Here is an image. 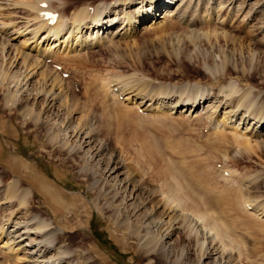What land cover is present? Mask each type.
I'll list each match as a JSON object with an SVG mask.
<instances>
[{
	"label": "rangeland",
	"instance_id": "obj_1",
	"mask_svg": "<svg viewBox=\"0 0 264 264\" xmlns=\"http://www.w3.org/2000/svg\"><path fill=\"white\" fill-rule=\"evenodd\" d=\"M22 1L24 0L19 2L17 0H0V23L26 21L29 14L27 9L22 8L26 7L22 3L20 4ZM113 1L50 0V3L58 10H65L64 14L67 19L81 7L100 8L98 5ZM180 1L181 8H178L177 4H172L170 8L161 6L162 8L158 10L160 16L157 14V16L143 20L144 22L140 21L136 24L137 26L131 27V24H128L123 28L124 32L123 29L120 30L113 39L105 40L104 43L102 41V44L98 42L97 45L85 48L76 47V44L72 48L68 47V50L69 48L70 50L74 49L69 52L68 56L76 57L61 61V69L55 66V57L45 58L41 64L45 66L42 68L38 66L34 69V77L30 84L32 92L30 90L29 95L24 92L22 94L21 91L15 92L16 87L13 84L10 89L8 84L4 83L6 80L0 77V124L1 122L5 124L4 128L0 127V224L6 223L7 230H13V227H16L13 224L20 219L30 218L35 225L39 223L40 219L54 223L50 227L55 229L56 237H61V241L58 238L54 240V242L56 241L55 249L72 250L70 258L73 264H186L187 262V264H198L201 256L199 253L200 242L197 243L196 237L198 236L192 231V228H189L191 224L188 222L189 219L185 218L184 213L189 214V212L179 214L174 233L168 238L159 239L166 241L167 244L163 243L166 246L158 240L159 243L155 250L149 245L144 246V240L150 233H146V230L140 232L141 234L134 233L133 227H130L131 224L129 228H126L127 220L125 219L129 213L125 212L123 205L118 206L122 197L111 203L112 193L108 188L109 184L106 188L104 162L100 165V169L99 166L88 164L86 150L88 151L89 146L82 147L83 151L81 149L76 151V146L80 143V136L76 135V129L80 128L84 134H86L85 131L90 132L89 135L95 139V142L106 146V155L103 154L102 158H107L111 152H116L125 163V174L129 171L134 172L136 179L143 174L139 169L143 163H147L149 166L153 164L152 161L158 158H162L166 166L177 167L181 171L186 169L189 174L193 172L202 175V177L205 175L204 179H209L208 185L207 183L205 185L206 188L208 187L207 190L202 189L197 183L195 185L192 183V189L197 191L198 197L206 196L205 198H207L210 194L209 188L212 187L215 192L212 188L210 191L221 202L223 201L220 205L207 203V205L198 204V206L204 211H208L207 215L219 223L220 229L225 234L232 236L234 256H224L225 263L264 264V216L258 217L251 213L249 215L253 217V220H256L251 221L242 214L239 208L238 212L234 211L230 200L232 202L233 197L240 195H236L234 189L242 181L235 183L225 181L216 171V167H225L230 169L229 172L233 171L235 176L244 177L246 183L242 182L244 186L240 185L243 188L242 191H249L252 196L254 193L256 201L254 200L253 203L257 204L259 201L258 205L260 206L262 200L263 205L260 207L262 208L264 206V150L259 148L257 152L252 151L250 157L239 146L237 149L236 145L231 142L235 136L232 128H229L231 123L229 127L227 126L228 137H225L227 142H220L222 145L218 146L219 143L215 141L218 132L216 133L213 124H207L205 119L202 122L189 123L191 118L189 111L187 113V111L178 110V112L171 113L165 106L163 111L159 112L158 108L164 106L160 105L161 103L169 105L172 101L188 98V95L193 97L192 93L196 94L197 90L199 92L205 90L212 96L204 104V110L202 111L200 108L198 114L210 109V112L215 113L214 118L216 117L215 119H219V121L226 120V111L232 110L238 103L237 99L242 98L241 96L244 94H248L249 99H255V105L264 104V0ZM198 1L201 4H196ZM220 2L223 5L221 7H219ZM137 5L139 4L127 5L128 7L122 5L121 13L117 15L121 19L120 23L113 27L116 28L122 24L123 20L126 21L128 12L134 14L133 11ZM166 10L173 13V16L166 18L168 14ZM96 11L91 15H94ZM181 13L188 17L181 20ZM34 15L35 13L31 16ZM153 18L157 20L156 25L153 23L155 22ZM137 19L138 17H132L133 21ZM167 21H173V26L161 28ZM89 22L91 19L88 20ZM126 24L127 22L124 23V25ZM96 30H93V35ZM85 31V29L83 32L80 31L84 37L80 36L84 39L91 33V30L87 33ZM105 34L106 32L103 36ZM68 36L69 33H65L61 41ZM78 36L79 34L74 40H79ZM11 39V45L7 52L8 57L14 55L21 59L23 53L30 52L32 57L37 58V55H34L36 52L31 51V46L35 45V39L31 37V34H26V32L23 35L12 34ZM53 39L54 36L50 42ZM70 39L69 46L72 43V36ZM65 44H63L62 50ZM46 45L47 42L44 43L43 48ZM1 54L0 52L2 73L13 75L17 67L14 65L11 67L8 57L4 62ZM82 56L86 57H84L85 60L81 59ZM211 59L216 61L217 65ZM20 61L19 67L23 63L22 59ZM49 68L51 71H55V75L61 80L59 84L57 81L52 82L55 78V75L51 77L53 72L44 78L43 72ZM64 73L68 75L65 76ZM114 83L123 89L112 92L110 86ZM42 84H45L49 90L53 88L57 94L60 93L54 95L55 102L51 109L47 105L46 94L35 95L36 91H40L39 86ZM55 84L56 87L58 85L59 87L56 88ZM230 84L234 87H230ZM107 85L108 87H106ZM126 90L131 94L140 93L141 95L138 97L146 93L149 94L147 96L149 98L151 94L153 96L150 97L153 99L144 101L142 103L145 104L140 105L139 103L146 99L142 100L141 97L137 101L131 94H127ZM119 92L123 99L118 98ZM225 93L229 96H226ZM127 96H130L131 99L126 100ZM215 96H222L223 103L226 99L233 98V101L229 105L225 104L217 108L219 102L215 104ZM18 98L21 99L19 102ZM136 102L139 103L136 104ZM151 103L152 105L149 106ZM147 106L149 109L145 110L144 107ZM139 107H142L141 111L143 112ZM263 107L264 105L262 106L264 110ZM215 109L216 111H213ZM193 114L194 119L196 118L194 116L198 114ZM215 119H213V123H215ZM229 122L231 121L229 120ZM206 124L210 129L205 127ZM253 124L254 120L251 117L248 124L249 129L246 126L243 128L241 126L240 129L250 133L249 137L252 131H256V128L253 130V127L256 126ZM257 139L264 144V126ZM251 141L255 144L257 140L252 136ZM235 151L237 159L234 160V156L229 155V158L226 156L230 152L231 155L234 154ZM140 157L142 161L138 165ZM8 158L13 160L15 167L24 170L30 179L19 176L16 171L10 172L8 166L4 165ZM86 170L89 173L84 175ZM212 170L215 172L213 173ZM100 171H103L102 174ZM186 172H183L185 182L188 179ZM29 175L32 178L35 175L37 185L44 190L46 195L48 193L49 202L52 203L44 206L43 192H39L31 194L33 196L30 199L29 194L27 201H30L27 205L23 190L29 189L30 184L33 183ZM20 177L31 181V183L23 181ZM100 177L102 178L100 179ZM17 178L21 180V183H19L20 188L17 195H14L13 190L17 182L13 183V181H17ZM97 178L100 181L96 183ZM94 184H97L96 188H93ZM100 186L106 190L103 188L98 191ZM9 191L14 195L12 199L8 198ZM204 194L206 195L204 196ZM2 196L9 199V204H5V199H1ZM19 197L23 198L24 204L20 205L21 198ZM192 202L194 201L188 202V206ZM161 204L162 202L157 207L159 206L158 209L163 210ZM149 205L153 206V204ZM222 207L225 212L222 211ZM12 211L14 212L12 213ZM222 212H227V214ZM167 215L162 220L165 224L170 217ZM35 216L38 217L34 220ZM8 217H12L13 223L5 222ZM64 222H66V227L64 226L63 229ZM166 226L163 227V230ZM59 228L60 230H58ZM157 229L154 227L151 234L157 232ZM21 230L20 232L24 231L23 228ZM188 231H192L190 232L192 234L190 235ZM186 232L193 238H188ZM160 243L165 249H168L167 255L170 260L161 255ZM6 250L4 241L1 242L0 239V264H24L20 259L22 254L19 257L9 256L10 254H7L8 250ZM214 252L213 255L217 256L218 250L215 249ZM52 253L55 252L52 250ZM216 256L213 259L220 257V255Z\"/></svg>",
	"mask_w": 264,
	"mask_h": 264
},
{
	"label": "bare ground",
	"instance_id": "obj_2",
	"mask_svg": "<svg viewBox=\"0 0 264 264\" xmlns=\"http://www.w3.org/2000/svg\"><path fill=\"white\" fill-rule=\"evenodd\" d=\"M17 1L19 2L20 0H17ZM24 1L20 2V4L22 3L24 6H26V7H22V8L27 9V11H28L29 17H27L26 21H23V22L19 21L17 23L16 22H10L11 24L10 23L5 24V22H4V24L0 23V52L2 53L1 57L3 58V60L5 62V59H7V57L9 56V55H7V52H8V47H10V45H11L10 42L12 40L11 39L12 34L23 35L26 32V34H28V33L31 34V37L35 39V45L31 46V51L36 52V53H34V55L36 54L37 58L35 56L32 57L30 55V52L29 53H23V54L21 52V54H22L21 59H22L23 63L19 67V64L21 63V61H20L21 59H19L18 57H14V55L12 57H8L10 60V61L8 60V62H10L11 67L14 65V67H17V70H15L13 72V75L12 74L7 75L5 73L4 74L2 73V68H1L0 69V77H2L3 80H6L4 83L8 84L7 86L9 88L13 84V86L16 87L15 92L19 93L21 91V93L24 92L27 95L30 94L29 93L30 90L32 92V87H30V84L32 81V77H34V73H35L34 69L37 68L38 66H40V68L44 67L45 65L42 66L41 64H42V62H44L43 60L45 58L49 59L50 57H56V63L61 65V61H66L68 59L70 60L71 58L74 59L76 57L73 55L71 57L68 56V54H69L68 52H71L72 50H74V49L70 50V48H72L74 44H76V47L82 46L83 48L88 47V46L97 45L98 42H100L102 44V41L104 43L105 40L113 39V37L118 32H120V30L125 28V26H127L128 24H131V27L137 26L136 24L139 23L140 21L144 22L143 20H145L147 18L157 16L158 10L161 9L162 7L167 6V8H170V6L172 4L173 5L177 4V6L179 8L181 5L180 0H117V1L110 2V3L106 2L102 6H99L100 8H95L94 11H96V10L97 11L94 13V15H91L92 12L89 9V7H87V6H86V8L81 7L79 10H77L76 12L73 13V16L70 19L67 18V20H70L69 22H67L66 19L63 18V10L61 9L62 14H59L55 24H51V23H49V20L44 19V17H42L40 14V12L43 9L41 7V4L43 2H47L48 3V9L52 10V8H53L52 6H54V5L50 3V0H32V1L29 0V1H25V2ZM14 2H16V1H14ZM199 2L200 1L196 2V4H198ZM134 4H139V5H137L136 9L133 11L134 14L127 11L129 14L127 15L128 17H126V18H128V19H126V21L123 20L122 24L119 25L118 27H116V28L113 27V26L120 23L119 21L121 19L119 16H118L119 18L117 17V15L119 13H121L120 8L123 6L126 7L127 5L129 6V5H134ZM199 4H201V3H199ZM221 4L222 3L220 2L219 7L223 6ZM185 7H187V6H185ZM178 8H176V9H178ZM123 10H124V8H123ZM130 10L132 11V9H130ZM185 10H187V9H185ZM198 11H199V9H198ZM167 12H168V14H167L166 18L169 16H173V13H171L170 11H167ZM33 13H35V15L32 17L31 15ZM183 13H185V12H183ZM183 13H181L182 15L180 14L181 20L184 17H188L186 14H185L186 16H184ZM112 15H113V17H112ZM158 15L160 16V14H158ZM132 17H138V19L133 21ZM162 17H164V16H162ZM89 19H91V22H89L90 25L88 26V24H89L88 20ZM153 20H154V18H153ZM153 20H152V22H153ZM132 21L134 24L132 23ZM154 21L155 22H153V23L156 25L157 20H154ZM125 22H127L126 25H124ZM152 22H151V24H152ZM207 22H208V20H207ZM154 24H152V25L154 26ZM172 24H173V21L164 22L163 26L161 28H167V27L171 28L173 26ZM30 27H31V29H29ZM84 29L86 30L85 31L86 33H87V31L91 30V33L88 36H85L86 37L85 39L83 38L84 37L83 33L82 34L80 33V31L83 32ZM94 29H97L96 33H95L96 36H94L95 34L94 35L92 34ZM102 29H103V31L101 32ZM64 31H66L65 33H69V36L66 37L65 39H63V41H61L62 40L61 38H64V35H65V33L64 34H61V33H63ZM85 32H84V34H85ZM100 32H101V34H100ZM105 32L107 35L105 34L106 36L104 35L105 36V38H104L103 34ZM123 32H124V29H123ZM78 34H79L78 37L80 39L76 41L74 39ZM80 35L83 37H81ZM91 35L94 37H92ZM53 36H54V39L52 42H50L52 40ZM71 36H72V43L69 46V43L71 41V39H70ZM30 41H29V43H30ZM46 42H47V45L43 48V45ZM194 42H195V40H194ZM64 43H66V44L64 45V48L62 50ZM58 46H59V48L57 49ZM68 47H70L69 50H68ZM84 57L82 56L81 59L83 58L85 60L86 57L85 58ZM213 58L215 60L214 56H213ZM214 60H212V61L215 63L216 61H214ZM74 61H76V60H74ZM215 64L217 65V62ZM218 64H219V62H218ZM223 64H225V63L223 62ZM31 65H33V66L29 69V67ZM49 69H46V71L43 72L44 78H47L49 76V74L51 72H53V71H51V69L50 70ZM54 72L51 75V77L52 76L54 77V75H55ZM11 73H12V71H11ZM51 77H49V78H51ZM54 81L55 82L57 81V83L59 84L61 80L59 79V77H57V75H55V78H53L52 82H54ZM232 84H234V83H232ZM232 84H230L229 86L234 87L235 84L234 85H232ZM55 87H56V84H55ZM58 87H59V85H58ZM58 87H56V88H58ZM106 87H108V85ZM39 88H40V91H36L35 95L40 96V95L46 94V96H47L46 102H47V105H49V109H51L52 106H54L53 102H55V96L54 95L57 94L56 90H54L53 88L49 90L45 84L40 85ZM121 89H123V88L121 87ZM34 90H35V88H34ZM52 90H54V92H52ZM108 90H110V89H108ZM126 91H128V90H126ZM41 92H44V93H41ZM195 93L196 94L192 93L193 97L188 95V98H186V99L181 98L180 100H178L176 102L172 101L169 105H167V103H164V104L161 103L160 105H164V106H162L163 107L162 108L159 105L160 106V107H158L159 112H162L164 107L167 106L168 110L171 113L178 112V110H181V112L187 111V113H188V111L191 112L190 113L191 118L189 119L190 121H188L189 123L193 122V124H194L195 121L196 122L197 121L202 122L205 119L206 123L209 125L213 124V128L215 129L216 133L218 132L216 140H215L219 143V144H217L218 146H220V144L222 145V143L227 142L225 137L226 138L228 137L227 128L229 127V124L231 123L232 125L229 128H232L235 136L234 137L232 136L233 140L232 141L230 140V141L232 142V144L236 145V148L239 146V148H241V150L246 151L250 155V157L252 155L251 154L252 151L257 152V150L259 148L264 150V144L261 141H258V139H257V137L259 136V134L261 132V128L264 126V110L262 109V106L264 104L262 105V103H261V105L260 104L255 105V103H256L255 99H253V98L249 99L248 94H244L241 96L242 98L237 99L238 103H236L235 107L232 110L226 111V113H227V115H225V116H227L226 120L219 121V119L218 120L215 119L216 117L214 118L215 113L210 112V109L205 110L204 113L198 114L200 111L199 109L202 108V111H203L205 108L204 104L206 103V101H208L210 98H212V96L209 94V92H206L205 90L201 91V92H199V90H197V91H195ZM59 94H57V95H59ZM127 94H131V93L128 91ZM225 94H226V96H229V94H227V93H225ZM139 95H141V94L140 93L131 94V96L133 98H136L137 101L141 97H142V100L143 99H146V100H143V101L140 100L141 102L140 103L136 102V104L139 103L140 105H144L145 103H142V102H144V101L147 102V101H149V99H153L152 97H150V96H153L151 94H150L149 98H147V96L149 94L147 95L146 93L143 94V96L138 97ZM46 96H45V98H46ZM168 97H170V96H168ZM214 98H215V104H216V102H219V104L217 105V108L219 106L221 107V105L222 106H224L225 104L229 105V103H231L233 101V98H231V99H226V101H225L226 103L225 102L223 103L224 99L222 96L221 97L215 96ZM125 99L130 100L131 98H130V96H127ZM20 100L21 99L18 98V102ZM217 100H219V101H217ZM151 105H152V103L149 104V106H151ZM149 106L144 107V109L145 110L149 109L148 108ZM216 109L213 111H216ZM193 113L198 114V115L194 116V117H196L194 119H193V115H194ZM239 115H241V116H239ZM251 117L254 120L253 125H256L255 127H253V130L256 128V131L255 132L252 131L251 136L248 137V135L250 133L244 132L240 128H241V126H242V128H243V126H246V128L249 129L248 124H249ZM213 119H215V123H213ZM233 119H235V120H233ZM229 120L231 122H229ZM4 126H5V124H3V122H1L0 127L4 128ZM210 132H212V131H210ZM85 133L86 134H84L83 131L80 130V128L76 129V135L80 136V143H79V145L76 146V151L78 152L80 149H81V151H83L82 147L89 146L88 151L86 150V152H87V155H86L87 159L86 160H87L88 164L93 165V166H95V165L99 166V169H100V165H102V162H104V164H105L104 175L106 177V178L105 177L104 178H105V183H107V185L105 183L104 184L106 185V188L108 187V184L110 185V187H108V188L110 189V192L112 193L111 194L112 195L111 203L115 202L116 200H118V198L122 197V199L118 203V206L123 205V207L125 208L124 209L125 212L127 214L129 213L128 215H126V219H125V220H127V223H125L126 228H129V226L131 224L130 227H133L132 231H134V233L139 232V234L144 232V230H146V233L151 234V232H153L154 227L158 228L157 232H154V234H151V235L149 234L146 238L144 237L145 238L144 246L149 245L151 248H154V250H155L157 244L160 241L159 239H161L163 237L168 238L169 235L174 233L175 226H176V219L179 216V214H181V212H189V214L184 213L185 218L189 219L188 222L192 224V225L190 224L189 228H192V231H194L196 236H198V237L194 236L198 240L197 243L200 242V252L199 253L201 256L199 258L198 264H227V263H225L226 261H224V256H228V255H230V257L234 256L233 255L234 247L232 246L234 244V242H233L232 236L229 234H225L220 229L219 223H217L216 220H214L213 218H210L207 215L208 211L206 212L203 210V208L198 206V204L204 206V205H207V203L208 204L218 203L220 205L223 202V201L221 202L220 199L218 197H216L210 191V190L214 189L212 187L209 188L210 194L207 196V198H205L206 194H204L205 197H201V196L198 197L197 191L196 190L194 191L192 189V185L193 184L195 185L197 183V185H200L202 189L207 190L208 187L206 188L205 185H206V183L208 185L209 179L206 177L208 180L207 179L205 180L204 179L205 175H203V177H202V175L200 176V174L198 175V173L194 174L192 172L189 174L186 172V169H184L185 171H181L177 167L168 166V165L166 166L163 162V159L158 158V159H155V161H152L153 164H150L149 166H147V163H143V166L142 167L140 166V168H139L142 170V171L140 170V173L143 172V174L138 179H136L135 178L136 176L134 177V174H133L134 172L132 173L131 171H129V172H127V174H125L126 173V172H124V169L126 168L125 163L122 160V158L117 155L116 152H111V154L107 158H102V156H104L103 154L106 153V149H107L106 146H104L100 142H95V139H93L89 135L90 132L85 131ZM212 133L214 134L215 132L213 131ZM209 136H210V134H209ZM252 136L255 137L257 140L255 144L251 141ZM210 137H212V136H210ZM230 139H232V138H230ZM211 140H213V139L211 138ZM220 142H222V143H220ZM230 148H229V150H230ZM192 150H194V149H192ZM86 152H85V154H86ZM227 152H229V151L227 150ZM230 153H228V155H226V156H228V158H229V155L234 156V160L238 158V156L235 158L236 151L232 155ZM136 154H138V153L136 152ZM140 159H141V157L139 158L138 163L142 161V159L141 160ZM5 163L6 164H4V165L8 166V169L10 170V172L16 171V174H19V176H21V177L24 176V177L28 178V174L24 170H21L18 167L14 166L13 160L11 158H8L5 161ZM138 165H140V163ZM143 169H144V171H143ZM97 170H96V172H97ZM226 170H224L223 172H225ZM87 172L89 173V171L86 170L84 175H86ZM102 172H101V174H102ZM135 172L137 173V171H135ZM183 172H186V174L188 175V177H187L188 179H186L187 180L186 182H185V179L183 177ZM214 172H215V170L213 171V173ZM233 173L234 172L232 171L231 175L229 174V176L228 175L225 176L224 174H220L217 172V174L225 181H233L234 183L237 181L244 182V177L235 176L236 174H233ZM34 176H33V178L30 176L31 181L33 183L30 184L29 189L27 188V189L23 190V195L26 198L27 205H29L28 201H30V200L27 201V199H28L27 197L29 196V194H30V197H29V199H30L33 196V195L31 196V194H33V193L38 194L39 192H41V193L43 192L42 198L44 197L43 198L44 206L48 205L49 203H52V202H49L50 196L49 197L47 196L48 193L46 195L44 193V190H42V188L37 185V182H36L37 180L34 178ZM21 177H20V179H22ZM101 178L102 177H100V179ZM28 179H30V178H28ZM22 180L27 181V179H22ZM248 180H250V179H248ZM31 181L29 182V180H28L27 182L31 183ZM97 181L98 182L100 181L99 178L96 179V183H97ZM242 182L235 189L232 185L233 189L236 190V195H238V194H240V195H238L237 197H233L232 198L233 200H232V202L230 200V203H231V205L234 206V211L235 210L237 211V209L239 208L242 211L243 215L248 217L251 221H256V220H253V217H251L249 214L254 213L258 217H263L264 216V206L262 208H260L261 205H263L262 204L263 202H262V200L260 201L261 202L260 206L258 205V204H260L259 201L257 204L254 202L255 203L254 204L253 203V201L255 200L254 193L252 196V194H250L248 190H246L248 192L242 191L243 188L241 186H244V184ZM13 183H16L15 188L13 190V193H14V195H17V191H19V188H20L19 183H21V180L18 179L17 181H13ZM186 183H187V185H186ZM244 183H246V182H244ZM101 184H102V181H101ZM94 185L95 186H93V188H96L97 184H94ZM103 188H104L103 186H100L98 191L103 190ZM0 189H1V186H0ZM199 190H201V189H199ZM214 192H215V189H214ZM219 194H222V193H219ZM14 195L10 192V196H8V198L12 199V197ZM104 195L106 196L107 194H104ZM202 195H203V192H202ZM118 196H120V197H118ZM8 198L4 197V196L1 197V199H5V204H7V203L9 204ZM19 198H21L20 205L24 204L23 198L22 197H19ZM222 198H224V197H222ZM113 199H114V201H113ZM32 200H35V199H32ZM191 200L194 202H192L191 205L188 206V202H190ZM160 202H162L161 206H162L163 210L162 209L160 210V208L158 209L159 206L157 207V205L160 204ZM126 204H128L127 207H126ZM149 204H153V206L151 207ZM57 205H59V204H57ZM107 207H109V206H107ZM59 211H60V209H59ZM59 211H57V212L59 213ZM222 211L225 212L224 208ZM13 212L14 211H12V213ZM120 212H121V209H120ZM247 212H249V213L247 214ZM61 213H63V212L61 211ZM223 214H227V212L223 213ZM165 215L170 216L169 219L166 221V224L163 223V221H162L165 219V217H164ZM36 217H38V216H35L34 220L36 219ZM28 219H26V220L20 219V220L16 221L13 224L16 227H13L14 229L11 231L7 230L8 227L5 226L6 223L2 222V224H0V236H2L0 239H1V242L4 241V245L8 250L7 254H10L9 256H16V257H19V255L22 254L20 259L24 262V264H73V262L70 258V253L72 250L70 251V249H69V251H70L69 252L68 250L65 251L62 248L61 249H58V248L55 249L56 245L54 243L56 241L54 242V240H57V238H58V240H60L61 237L60 238L56 237L55 234L57 235V233L55 232V229L50 227V225L54 224V223H50L49 221H45V220H42L39 218L40 219L38 221L39 223H37V225H35L31 222L30 218H28ZM11 220H12V217H8L5 222L11 224V223H13V220L12 221ZM66 220H68V218H66ZM66 222L63 223V229H64V226L66 225ZM192 222H194V223H192ZM234 224H235V222L233 223V225ZM165 226H166V228L163 230V227H165ZM21 228L24 229L23 232H20ZM58 230H60V228ZM125 230H127V229H125ZM192 231H188L189 234ZM155 233H156V235H155ZM189 234L187 233L186 235L188 236ZM199 235H200V237H199ZM190 237L193 238V236H188V238H190ZM182 238H183V236H182ZM200 238H202V239H200ZM182 240L183 239H181V241ZM217 240H219V242H217ZM160 242H162V244L166 243V241L164 242L163 240H161ZM215 242H216V244L220 243V245L216 246V244H214ZM211 244L213 245V247ZM160 245H161V243H160ZM163 245H165V244H163ZM163 245L160 246V249L162 248L160 253H161V255H163V257H167L166 258L167 260H170L169 256L167 255L168 249H165L163 247ZM215 249L218 250L217 256L213 255L215 253L214 252ZM52 250L55 253H52ZM60 250H62V251H60ZM158 254H159V252H158ZM218 255H220V257ZM214 256L219 257L218 258L219 260L217 258L213 259ZM229 260H230V258H229ZM170 263H171V261H170Z\"/></svg>",
	"mask_w": 264,
	"mask_h": 264
}]
</instances>
